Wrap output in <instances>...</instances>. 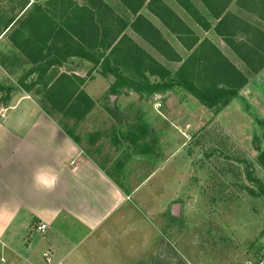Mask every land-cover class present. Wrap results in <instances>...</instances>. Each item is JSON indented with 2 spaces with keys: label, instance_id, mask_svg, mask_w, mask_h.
<instances>
[{
  "label": "crops",
  "instance_id": "0c3cea01",
  "mask_svg": "<svg viewBox=\"0 0 264 264\" xmlns=\"http://www.w3.org/2000/svg\"><path fill=\"white\" fill-rule=\"evenodd\" d=\"M45 1L25 0L0 26V264H45V254L55 264H195L157 230L178 190L163 176L167 159L158 160L153 136L137 132L166 129L156 118L112 122L113 108L97 101L115 83L119 116L156 115L158 102L148 107L138 91L180 86L188 93L182 109L202 88L232 93L212 107L196 97L199 107L233 120L241 103L258 112L264 0H91L69 24L44 29ZM26 73L48 81V106L32 86H5ZM207 73L216 88L205 87ZM60 97L70 99L63 110ZM80 102L91 105L83 117Z\"/></svg>",
  "mask_w": 264,
  "mask_h": 264
},
{
  "label": "rangeland",
  "instance_id": "374dc122",
  "mask_svg": "<svg viewBox=\"0 0 264 264\" xmlns=\"http://www.w3.org/2000/svg\"><path fill=\"white\" fill-rule=\"evenodd\" d=\"M24 1L0 0V26L6 25L5 22L22 9ZM88 3L91 0H47L40 3L47 15L44 29L54 22L57 25L69 24L70 17L77 14L79 6L83 8ZM31 8L34 10L37 5ZM22 27L20 19L12 35ZM18 34L15 35L17 42L20 41ZM168 65L170 68L174 66ZM28 76L26 73L2 84L8 90L19 85L32 86L33 98L48 106L45 98L48 92H44L48 81L45 83L39 76ZM150 78L159 80L158 77ZM203 78L205 87L216 88L219 82L209 73ZM114 84L97 101L100 108H113L110 115L114 119L110 121L137 122L138 119L143 123V120L148 122L156 118V122L166 129L137 132L142 140L146 134L153 136L150 144L156 148L158 160L164 159V165L167 159L163 176L178 190L172 194L167 210L159 215V234L176 244L195 264H244L253 259L264 238V165L259 159L264 151V105L257 112L250 105L241 103L231 110L234 111L233 120L225 118L224 113L207 110L203 105L199 107L196 97H190L185 101L182 113L183 97L188 93L182 92L179 86L162 94L138 91L139 100L149 102L148 107L156 101L162 103L156 115L148 112L146 116H119L116 99L111 97L120 93L112 92ZM192 95L195 96L194 93L189 94ZM79 104L83 109L87 106L84 102ZM97 104L94 101V105ZM166 112H170L169 115ZM94 117L96 121L100 118L98 115ZM180 186L183 189L188 187V193L182 195Z\"/></svg>",
  "mask_w": 264,
  "mask_h": 264
},
{
  "label": "trees",
  "instance_id": "16d2710c",
  "mask_svg": "<svg viewBox=\"0 0 264 264\" xmlns=\"http://www.w3.org/2000/svg\"><path fill=\"white\" fill-rule=\"evenodd\" d=\"M228 64H230L228 62V60H226L224 57H222ZM153 61V60H151ZM232 66V65H231ZM233 67V66H232ZM232 70H235V67L232 68ZM223 72H225L228 75V71L223 69ZM152 73H157L155 70L152 71ZM231 73H229L230 75ZM232 75H234L232 73ZM164 75H162L163 77ZM144 78V77H143ZM147 80V84L146 85H150L148 79ZM145 80V83H146ZM144 82V81H143ZM143 83V84H145ZM0 89H2V86L0 85ZM194 95L206 106L208 107H212L215 103H217L219 101V99H221L222 97H224V95H229L232 92H205L204 90H196L194 89ZM237 93V92H234ZM62 98H64L63 96H61ZM58 98L55 100V103H58L60 106H58L60 109H64L66 107V105H68L67 103H69L70 99H62V98ZM52 100V99H49ZM92 104V102H91ZM91 108V105L88 106V109L84 112V114L80 117H83L86 115V113L89 111V109ZM260 162L264 165V151L260 154L259 156Z\"/></svg>",
  "mask_w": 264,
  "mask_h": 264
},
{
  "label": "built area",
  "instance_id": "2783aa9c",
  "mask_svg": "<svg viewBox=\"0 0 264 264\" xmlns=\"http://www.w3.org/2000/svg\"><path fill=\"white\" fill-rule=\"evenodd\" d=\"M155 107L157 110H160V108L162 107V103L161 102L156 103ZM37 229L40 232L44 233L48 229V225L42 223L37 227ZM261 241L262 243L260 245L257 254L254 256L253 259H248L247 262L244 264H264V238H262ZM45 264H55L50 254H45Z\"/></svg>",
  "mask_w": 264,
  "mask_h": 264
}]
</instances>
